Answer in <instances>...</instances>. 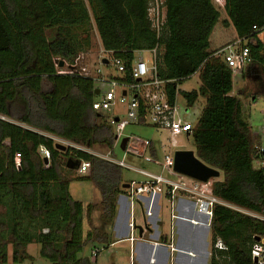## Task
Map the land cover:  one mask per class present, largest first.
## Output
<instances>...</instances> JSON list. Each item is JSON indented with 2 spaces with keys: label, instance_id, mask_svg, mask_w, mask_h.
Segmentation results:
<instances>
[{
  "label": "trees",
  "instance_id": "trees-1",
  "mask_svg": "<svg viewBox=\"0 0 264 264\" xmlns=\"http://www.w3.org/2000/svg\"><path fill=\"white\" fill-rule=\"evenodd\" d=\"M164 2L166 23L158 35L149 0H0V264H9V246L14 264L31 259L27 247L34 243L52 264H95L82 256L85 249L114 243L110 229L127 182L120 165L94 150L112 154L115 128L93 109L96 83L57 68L62 61L73 66L93 48V30L105 53L125 62L129 81L135 53L160 45L159 76L169 82L170 103L175 104L178 92L188 107L205 100L187 136L197 158L224 176L213 180L211 264H254L251 248L264 237V221L252 215L264 218V176L254 169L256 138L241 100L233 95L235 74L218 56L220 50H212L211 40L224 11V27L232 26L249 48L251 63L245 69L257 78L256 93L264 94V0H226L222 8L214 0ZM195 74L199 90L179 91ZM140 126L150 127L144 116ZM56 139L69 144L65 151L56 149ZM40 147L51 153L48 165ZM70 158L90 163L88 173L67 167ZM73 180L91 181L98 202L86 207L75 200ZM218 238L227 250H215Z\"/></svg>",
  "mask_w": 264,
  "mask_h": 264
},
{
  "label": "built area",
  "instance_id": "built-area-1",
  "mask_svg": "<svg viewBox=\"0 0 264 264\" xmlns=\"http://www.w3.org/2000/svg\"><path fill=\"white\" fill-rule=\"evenodd\" d=\"M149 18L153 30L160 35L166 23L167 9L164 0H149ZM224 6V4H219ZM256 28V27H255ZM143 51L136 52V58L131 68V78H127V69L125 62L120 58H110V56H103L100 59V65L103 67L110 66L104 72L101 68L94 72L85 71L78 64L80 57L77 59L73 66L65 65L60 67V74H79L82 77L91 79L96 83L97 91H99L98 100L93 104V109L97 112L109 111L119 100L122 104H127L128 113L127 119L120 117H111L110 123L114 126L116 137L121 144L124 138H128L125 153L134 154L139 157H145L148 161L153 162L167 170L174 168L175 154L166 155L165 162H160L156 157H146V153L152 148V141L148 139L138 138L135 135H129L122 138V133L129 125L140 126V120L144 116L147 125L158 131H166L170 134L171 139L174 140L181 135L191 134L194 125L188 120L180 117L179 110L176 104H171L166 91V86L169 83L162 80L159 76V66L162 62L163 47L158 45L152 50H148L152 55L151 60H145L141 55ZM107 54V53H106ZM138 54V55H137ZM220 54L224 61L228 64L235 75L244 71L245 67L251 63L249 48L243 47L241 41L238 40L234 44H229L224 47ZM108 59L109 63L104 64L103 60ZM108 86V88H105ZM131 96V98H130ZM256 143L254 144V169L259 171L264 176V123L261 128V133L254 136ZM39 154L44 161L47 158L50 161L51 153L45 147H40ZM107 160L115 162L116 164L125 166L124 162L116 161L110 153L105 156ZM104 157V158H105ZM15 164L20 165L22 159L21 154L15 155ZM90 169V163L81 162L79 173L86 174ZM174 171V170H173ZM166 186V190L162 193V185ZM181 192L189 193L195 201L197 213L204 215L209 220V226L212 228V221L215 216V207L217 200L213 195V180L208 183H202L192 180L191 184L186 183L184 180L175 182L165 179L163 176H156L150 181L131 182L130 187L127 189V196L130 200V240H136L133 232L138 229L135 221V213L133 214L134 206L137 202L142 201L144 197L156 198L164 195L171 206V218L177 219V198ZM152 208L146 211L148 217L152 216ZM247 213V212H246ZM250 214V213H248ZM252 215V214H250ZM264 221L263 217L256 215ZM174 232H171V242L169 247L173 248ZM251 248V258L254 264H264V237H258ZM139 240H143L142 235L139 234ZM215 250H227L226 244L218 238L214 244ZM105 249L95 248L92 251V260L99 256ZM134 264V260H131Z\"/></svg>",
  "mask_w": 264,
  "mask_h": 264
},
{
  "label": "rangeland",
  "instance_id": "rangeland-1",
  "mask_svg": "<svg viewBox=\"0 0 264 264\" xmlns=\"http://www.w3.org/2000/svg\"><path fill=\"white\" fill-rule=\"evenodd\" d=\"M217 7L222 8L216 0H214ZM222 18L219 24L217 25L214 34L212 36V50L221 51L222 48L228 44H234L239 40L235 29L231 26L230 28H225L223 21L227 20L228 17L224 11H222ZM92 43L93 48L80 56L78 64L81 68H85V71L94 72L97 69L101 68L104 72L107 71L106 67L100 65L101 57L105 56L106 53L100 45V40L97 35L96 30H93L92 33ZM220 51L218 56H220ZM138 55V54H137ZM145 60H151L152 55L148 51H143L142 54ZM109 56V55H107ZM57 66V65H56ZM60 70V67H57ZM242 75L234 76V91L233 95L237 96L242 102L243 117L250 124L251 135L254 137L256 134L261 133V128L264 123V94L256 93L255 79L252 75L247 73V69ZM254 75V74H253ZM201 86L200 78L198 74H195L190 79H188L184 84L180 85L179 91L181 92H192L194 90H199ZM108 88V86H105ZM98 97V96H97ZM131 98V96H130ZM175 104L179 110L180 117L184 120H188L192 124L197 123L198 118L202 114V111L205 107V100L200 98L199 101L193 106L188 107L186 98L182 93L178 92ZM128 106L127 104H122L119 100H116L114 106L109 111H104L108 118L111 117H120L121 119H127ZM129 135H135L138 138L148 139L152 141L155 150L157 152L156 156H153L149 151L146 153V157H156L160 162H165L166 155H174L178 151H193L195 152V145L193 140L187 135H181L175 140L171 139V136L166 131H158L151 127H142L136 125H129L126 130L122 133V138ZM264 139V138H263ZM56 143L63 144L68 147L69 144L62 142L59 139H56ZM98 156L105 157L109 153H103L99 148L94 150ZM111 156L118 162H124L125 165H130L135 167L137 170L150 171L158 176H163L167 180L179 182L184 180L186 183L191 184L192 179L181 176L173 171V169L167 170L162 166H159L153 162L148 161L145 157H139L134 154L125 153L121 149V144L119 141H116L113 152ZM106 159V157L104 158ZM122 175L123 179L126 182L131 181H141L144 179L138 171L129 169L128 167L122 166ZM86 177V176H83ZM223 173H221L220 180L223 179ZM127 190V189H126ZM166 190L165 184L162 185V193ZM70 192L73 198L77 201H83L84 205L87 207L88 204L92 203L95 200V197H99V192L95 188L94 184L89 180H73L70 185ZM88 203V204H87ZM140 204L137 202L133 209V214L135 213L136 217H140ZM166 213L169 214L170 210L166 209ZM165 213V214H166ZM166 214V215H167ZM88 230V223L85 220L84 222V231ZM124 245H118L112 251H118V255L121 254L119 261L121 264H129V255L124 250ZM27 253L30 255L31 259H26L25 261L19 264H52L51 261L41 257V246L38 243L30 244L27 247ZM88 249H85L82 256L87 255ZM9 254V264H14L12 261V247L8 248ZM109 251L102 253V257H108ZM112 256L108 257V260L104 261V264L112 263ZM104 260V259H103Z\"/></svg>",
  "mask_w": 264,
  "mask_h": 264
},
{
  "label": "crops",
  "instance_id": "crops-1",
  "mask_svg": "<svg viewBox=\"0 0 264 264\" xmlns=\"http://www.w3.org/2000/svg\"><path fill=\"white\" fill-rule=\"evenodd\" d=\"M244 71L237 75L243 76ZM235 95V94H234ZM153 156L157 152L154 145L150 150ZM129 169L139 172L144 178L143 182L150 181L158 176L150 171L137 170L133 166L125 165ZM126 182V181H125ZM131 182H127L130 184ZM100 197H95L92 203L98 202ZM83 203V201H80ZM140 204V217H136L135 221L138 229L132 234L136 240L131 241L130 230V200L127 193L120 195L118 200V210L115 222L110 229L113 244L103 250L95 259V264H104L110 255L112 256L111 264H121L119 261L121 254L118 251H112L118 245H124V250L129 255V264L134 260V264H211L212 248H213V230L209 226V220L206 216L197 213L195 201L189 193L181 192L177 198V219L171 218V206L168 199L164 195L156 198L144 197ZM88 204V203H87ZM91 204V203H90ZM152 208V216L148 217L146 211ZM166 209L170 213H166ZM136 213V212H135ZM167 215H166V214ZM99 218L98 213L92 215V219L97 224ZM88 223L89 217L85 215ZM84 220V222H85ZM174 232L173 248L169 247L171 242V232ZM141 233L143 240H139ZM88 253L86 257L92 258V247H87ZM109 251L108 257H102V253ZM104 259V260H103Z\"/></svg>",
  "mask_w": 264,
  "mask_h": 264
},
{
  "label": "water",
  "instance_id": "water-1",
  "mask_svg": "<svg viewBox=\"0 0 264 264\" xmlns=\"http://www.w3.org/2000/svg\"><path fill=\"white\" fill-rule=\"evenodd\" d=\"M104 64H108L109 60L104 59ZM65 63L62 61L60 63V67H63ZM99 95V91L96 92V96ZM118 137H116V140ZM128 142V138H124L121 141V149L124 151L126 149V145ZM56 149L65 151L67 149L63 144L57 143ZM46 165L49 164V160L47 158L44 159ZM81 165V160H76L74 158H70L67 160V167L75 170H79ZM174 172L190 178L192 180H196L202 183H208L211 180L218 179L221 176V172L217 169L211 168L199 160L193 151H178L175 153V163H174ZM130 184H124L123 188L128 189ZM141 235V233H140ZM259 240V238H257Z\"/></svg>",
  "mask_w": 264,
  "mask_h": 264
},
{
  "label": "clouds",
  "instance_id": "clouds-1",
  "mask_svg": "<svg viewBox=\"0 0 264 264\" xmlns=\"http://www.w3.org/2000/svg\"><path fill=\"white\" fill-rule=\"evenodd\" d=\"M218 4H225L226 0H216Z\"/></svg>",
  "mask_w": 264,
  "mask_h": 264
},
{
  "label": "flooded vegetation",
  "instance_id": "flooded-vegetation-1",
  "mask_svg": "<svg viewBox=\"0 0 264 264\" xmlns=\"http://www.w3.org/2000/svg\"><path fill=\"white\" fill-rule=\"evenodd\" d=\"M250 75H251V73H250ZM254 79H255V86H257V78L255 77Z\"/></svg>",
  "mask_w": 264,
  "mask_h": 264
}]
</instances>
